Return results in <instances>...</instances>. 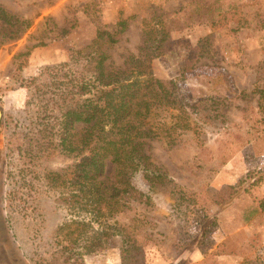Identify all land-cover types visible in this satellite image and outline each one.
Returning a JSON list of instances; mask_svg holds the SVG:
<instances>
[{
    "label": "rangeland",
    "instance_id": "obj_1",
    "mask_svg": "<svg viewBox=\"0 0 264 264\" xmlns=\"http://www.w3.org/2000/svg\"><path fill=\"white\" fill-rule=\"evenodd\" d=\"M0 5L31 20L19 40L0 48V264H124V246L126 264H264V99L256 92L264 86V0ZM119 20L127 26L118 40L95 47L115 67L142 55L147 71L188 108L178 115L169 101L147 118L158 133L144 147L150 158L127 175L126 202L102 230L75 202V176L59 187L48 180L74 160L37 149L23 158V148L39 118L53 122L38 112L31 79L46 66H86L98 29L112 31ZM33 44L17 69L14 54ZM43 80L41 93L56 94L53 80ZM241 180L236 195L219 203L227 195L220 190ZM72 218L88 224L75 242L59 229ZM97 227L98 245L85 252Z\"/></svg>",
    "mask_w": 264,
    "mask_h": 264
},
{
    "label": "trees",
    "instance_id": "obj_2",
    "mask_svg": "<svg viewBox=\"0 0 264 264\" xmlns=\"http://www.w3.org/2000/svg\"><path fill=\"white\" fill-rule=\"evenodd\" d=\"M30 26L31 20L0 5V48L7 42L19 40ZM126 26V20H119L112 31L98 29L86 66L74 68L70 62L46 66L38 77L31 79L37 89L38 112L47 114L53 122L43 123L39 118L41 125L33 135L26 134L23 158L30 153L53 154L58 150L63 157L74 160L65 169L49 172L48 180L59 187L61 183H67L65 176H75L71 191L76 196L75 202L89 208L87 211L93 218L90 222L98 223L101 229L108 227L107 222L126 202L122 193L128 191L127 175L140 166L145 167L150 158V146L147 153L144 147L158 133L147 118L153 110H159L169 101L174 107L176 105L178 115L184 114L188 108L185 102L173 96V91L164 82L147 71L142 55L130 53L122 66L115 67L108 61V53L99 45L95 47L97 41L116 42L118 37L115 35L122 33ZM35 46L25 45V50L14 54L17 69L22 66L18 59L26 58ZM44 78L53 80L57 88V93L47 98L41 93L47 87ZM256 92L263 100L264 86ZM259 108L264 110L261 103ZM76 124H79L78 128ZM35 149L39 151L35 153ZM108 163L110 171L106 170ZM253 179L249 177L248 185L256 182ZM57 181L58 185L55 184ZM243 181L220 190L219 197L227 195L218 202L223 204L235 196ZM85 225H88L85 218H72L59 229H65V238H72L71 242H75L82 237ZM101 233L103 231L98 227L92 230L90 243L84 245L85 252L98 245ZM127 253L128 247H122L124 264Z\"/></svg>",
    "mask_w": 264,
    "mask_h": 264
}]
</instances>
